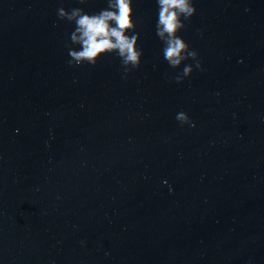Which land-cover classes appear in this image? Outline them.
<instances>
[{
  "label": "water",
  "instance_id": "obj_1",
  "mask_svg": "<svg viewBox=\"0 0 264 264\" xmlns=\"http://www.w3.org/2000/svg\"><path fill=\"white\" fill-rule=\"evenodd\" d=\"M194 3L177 83L155 0L126 77L67 63L58 7L106 0H0V245L24 264H264V0Z\"/></svg>",
  "mask_w": 264,
  "mask_h": 264
},
{
  "label": "clouds",
  "instance_id": "obj_2",
  "mask_svg": "<svg viewBox=\"0 0 264 264\" xmlns=\"http://www.w3.org/2000/svg\"><path fill=\"white\" fill-rule=\"evenodd\" d=\"M86 5L88 0H77ZM194 0H155V36L161 42L163 60L172 69H181L175 75L177 83L191 76L194 68L201 69L198 53L179 33L186 21L195 15ZM134 0H106V6L96 12L83 7L57 9V17L73 26L69 34L67 63L70 66H95L106 55H114L120 61L124 75L141 64L143 49L139 47L140 33L134 19ZM193 63H186V61ZM183 67L181 68V66ZM175 119L181 124L194 127L188 114L180 111Z\"/></svg>",
  "mask_w": 264,
  "mask_h": 264
}]
</instances>
